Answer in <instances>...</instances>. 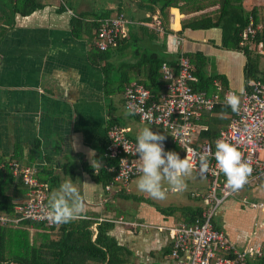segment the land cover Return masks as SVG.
Here are the masks:
<instances>
[{"label":"crops","instance_id":"1","mask_svg":"<svg viewBox=\"0 0 264 264\" xmlns=\"http://www.w3.org/2000/svg\"><path fill=\"white\" fill-rule=\"evenodd\" d=\"M42 2L43 6L30 14L16 13L12 23L11 17H7L11 16L9 9L4 8V15L0 11L1 163L15 160L47 172L52 168L53 177L46 182L48 200L61 182L70 178L81 190L86 214L70 223L58 224L54 231L37 230L31 225L28 227L31 242L36 240L34 246L37 249L50 247L47 245L53 240L60 239L59 243L65 240L66 243L72 233L70 227L88 228L91 240L95 241L101 226V231H104L102 240L106 241L105 233L117 241L115 264H176L171 257L169 228L187 222V217L195 209L201 208V211L192 223L202 217L203 211L209 207L206 195L212 179L202 175L207 179V188L190 186L194 188L189 194L191 203L184 200L185 204L170 207L153 203L149 196L132 191L130 184L139 174L127 184L114 179L119 160L108 155L109 130L114 125L126 127L132 139H136L142 128L149 127L163 133L168 146L177 145L171 132L160 125L150 126L137 115H124L126 87L132 82L146 86L136 79L146 71L145 52L164 55L175 65L163 64L176 71L182 54L194 60H190L194 71L198 65L201 66L202 74L195 73L193 86L197 87L196 91L219 94L221 104L226 103L225 92L232 90L241 103L249 85L246 79L248 53L257 50L264 59V43L253 40L255 36L244 39L242 35L243 47H228L223 42L222 27L195 26L197 20L192 17L216 10L219 4L189 13L172 7L171 31L164 34V30L159 32L152 28V23L144 20L149 12L138 8L135 0ZM122 4L129 9L128 13H132V16L124 14L133 21L128 24L127 38L111 46L106 59L98 62L92 56L90 39L75 35L71 20L80 12L89 13L87 20H93L95 14L117 10ZM242 5L245 12H250L254 7L263 6L264 0H243ZM250 22H253L256 32L262 30L261 24H254L252 15L248 25ZM104 67L110 80L106 78ZM129 77L131 79L126 82ZM211 110H203L202 114ZM234 114L212 111L207 116L229 118L231 121ZM196 124L194 137L198 146V130L206 129L208 125ZM177 147L179 151L176 153H182V148ZM105 172L109 176L113 174L109 181H106ZM219 177L226 181L223 173ZM186 182H190L188 178ZM253 203H262L263 206H254ZM159 208L173 210L166 213ZM214 224L227 234L237 249L247 244L264 246V178L246 182L236 195L225 198L215 210ZM62 246L67 248V244L62 243ZM10 264L20 263L12 261Z\"/></svg>","mask_w":264,"mask_h":264},{"label":"built area","instance_id":"2","mask_svg":"<svg viewBox=\"0 0 264 264\" xmlns=\"http://www.w3.org/2000/svg\"><path fill=\"white\" fill-rule=\"evenodd\" d=\"M154 21L155 30L162 32L164 26L158 14L154 15ZM131 22L124 14L104 19L98 29L96 47L107 50L116 46L119 37L127 35V27ZM255 34L253 22H250L242 33L244 39H250ZM176 69L177 71L170 65L163 64L167 92L158 99L141 83L132 82L125 90L126 108L130 104L137 106L139 114L136 115L144 124L160 125L171 132L173 140L183 150L178 153L181 158L187 155L198 167L200 153L210 151L213 154L210 158L212 171L204 175L212 179L206 195L209 207L203 211L202 217L193 223L182 222L169 228L172 239L171 257L176 260V264H252L254 260L264 259V246L247 244L237 249L227 234L217 229L214 224L216 208L225 198L240 191L229 189L226 181L219 177L220 173L217 174L214 159L216 148L210 142L195 145L196 120L203 110H211L219 104L220 95H208L205 91L194 89V67L186 56H179ZM230 93L234 92L227 90L225 97ZM127 132L126 127L119 125H114L109 130L111 142L108 155L119 160L118 168L114 169V179L124 184L139 174L140 163L138 154H134L136 139H132ZM217 140L233 144L243 153L244 160L252 168L247 182L253 183L264 178V77L251 82L250 88L243 94L239 112L235 113L229 125L221 130ZM164 147L166 151H171L165 141ZM8 165L13 174L21 177L28 187V199L15 205L14 215L0 211V225L18 224L22 220L53 225L45 216L48 209V184L37 178V166L15 160L10 161ZM5 166L6 163H0V168ZM253 205L263 206L262 203Z\"/></svg>","mask_w":264,"mask_h":264},{"label":"trees","instance_id":"3","mask_svg":"<svg viewBox=\"0 0 264 264\" xmlns=\"http://www.w3.org/2000/svg\"><path fill=\"white\" fill-rule=\"evenodd\" d=\"M43 0H0V11L5 14L8 8L11 13V22L15 20V14L21 13L27 15L43 6ZM130 1V0H128ZM138 8L149 12L148 17H144L146 22L152 23V28L155 29L154 15L156 13L160 16L162 24L164 26V34L170 32V9L177 7L183 13H189L192 11H198L206 7L219 4V8L209 12H203L197 16L192 17L197 20L196 27L208 28V27H222L224 34V44L228 47H243L241 45L242 32L249 23V17H254V24H261L262 30L256 32L253 40L258 43H264V5L260 7H254L250 12L243 10V0H135ZM126 5L122 4L117 10L104 12L103 14H95V19L87 20L86 12H80L74 16L71 20L74 34L77 36H87L91 42L92 56L98 62L106 59L107 50H101L96 47L95 40L98 36V29L102 25V21L109 17H114L118 14H125L132 16V13H128ZM6 18V16H5ZM132 21V20H131ZM133 23V21L131 22ZM186 26V25H185ZM152 28H150L152 30ZM127 35L118 39V43L124 41ZM248 51L247 46L244 49ZM249 52V51H248ZM250 56V53H248ZM146 59L144 60L145 72L140 76H136L139 82L144 84L151 90L155 99H158L163 93L167 92V81L164 79L161 72V66L164 62H169L175 65L174 62L168 61L164 55L157 52H145ZM194 61L192 58L190 59ZM198 69L194 71L196 74L201 73V66H197ZM106 78L110 80L109 74L104 67ZM264 77V72L259 70L257 63L248 58V64L246 68V79L248 82V89L251 86V82ZM131 77L126 79L128 82ZM195 81V80H194ZM192 82V85L194 83ZM195 90L197 87L193 86ZM223 95V91L221 92ZM212 111H223L226 113H233L230 107L226 106V103L218 104L213 110L203 112V116L196 123H206L208 127L206 129L198 130L199 144L204 141H211L214 148L216 140L219 137L222 128L226 127L229 118L219 116H207ZM171 151L178 152L179 147L168 146ZM118 159V158H117ZM116 159V160H117ZM3 158L0 156V163ZM7 166L0 168V211L7 214H15V205L21 202H25L28 199V187L24 184L21 177L13 174L8 163ZM53 169L45 171V169H39L36 173L37 178L41 182H49L52 179ZM106 181H109L112 175H108L105 172ZM161 211L171 213L173 208H159ZM201 208L195 209L194 212L187 217L188 223H192L194 217L200 213ZM33 226L34 229H41L42 231H54L57 229L58 224L47 225L44 222H37L31 220H22L18 224L9 223L6 225H0V264H10L12 261L20 264H115L114 247L117 241L113 237L107 236L106 241L102 240L103 232L101 227L95 241L91 240L90 230L88 228L75 229L70 227L72 231L70 240H62L63 244H67V248L61 247L62 243L59 240H53L47 246L42 249H37L35 245L36 240L31 242L30 230L28 227ZM76 232L75 237L73 236ZM78 234V236H77ZM81 238H83L81 240ZM264 264V259L254 260L252 264Z\"/></svg>","mask_w":264,"mask_h":264},{"label":"clouds","instance_id":"4","mask_svg":"<svg viewBox=\"0 0 264 264\" xmlns=\"http://www.w3.org/2000/svg\"><path fill=\"white\" fill-rule=\"evenodd\" d=\"M225 101L226 106L230 107L232 112H239L238 95L230 93L225 97ZM136 114H139L137 106L131 104L127 106L124 113L126 117ZM165 140L166 136L163 133L153 131L149 127L142 128L136 136L134 154H138L140 161L136 187L140 193H145L155 200L166 199L169 188L173 191L185 190L187 188L186 178L191 177L194 170L200 175H206L212 171L210 158L213 154L210 151L199 154L197 167L187 155L181 158L174 151H166ZM215 147L214 159L217 174L225 175L226 186L229 189L240 190L252 172L251 165L244 160L243 153L235 145L224 140H217ZM96 163L101 165L97 160ZM96 163L92 161L94 168H96ZM165 182L169 188L164 187ZM85 214L86 206L81 190L70 178L61 182L58 189L50 194L48 209L45 213L49 223H70L83 218Z\"/></svg>","mask_w":264,"mask_h":264},{"label":"rangeland","instance_id":"5","mask_svg":"<svg viewBox=\"0 0 264 264\" xmlns=\"http://www.w3.org/2000/svg\"><path fill=\"white\" fill-rule=\"evenodd\" d=\"M94 3L96 4V2L94 1ZM250 59L252 61H254L255 63H257V65L259 66V69L261 72H264V59H262V55L260 53L257 52V50H254L252 54H250ZM138 178V177H137ZM137 178L134 180V182L132 181L130 184V187L132 189V191L136 194L137 192H139L136 188V182H137ZM190 182H186V184L188 185L187 188L183 191H173L169 188L167 182H165L164 187L165 188H169L168 191V195L167 198L164 200H155L150 198V201H152L153 203H157L160 204L161 206L164 207H170L172 205H176V204H181L184 203V200H187L188 203H191L192 199L190 197V191L194 190V188H191L190 186H196L199 185L200 187H205L207 188V179L205 177H203L202 175H200L198 172H196L195 170L193 171V174L191 177H188ZM140 193V192H139ZM145 196H148L145 193H141ZM133 203V201H132ZM185 204V203H184ZM130 211V210H129Z\"/></svg>","mask_w":264,"mask_h":264}]
</instances>
